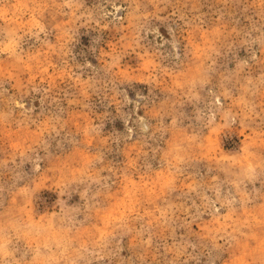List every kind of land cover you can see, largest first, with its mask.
I'll use <instances>...</instances> for the list:
<instances>
[{
  "label": "rangeland",
  "instance_id": "1",
  "mask_svg": "<svg viewBox=\"0 0 264 264\" xmlns=\"http://www.w3.org/2000/svg\"><path fill=\"white\" fill-rule=\"evenodd\" d=\"M0 264H264V0H0Z\"/></svg>",
  "mask_w": 264,
  "mask_h": 264
}]
</instances>
